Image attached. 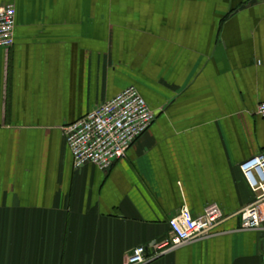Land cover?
Here are the masks:
<instances>
[{
    "label": "crops",
    "instance_id": "1",
    "mask_svg": "<svg viewBox=\"0 0 264 264\" xmlns=\"http://www.w3.org/2000/svg\"><path fill=\"white\" fill-rule=\"evenodd\" d=\"M0 264H125L183 205L224 219L146 264H264L243 164L264 157V0H0ZM155 119L108 170L63 126L128 86Z\"/></svg>",
    "mask_w": 264,
    "mask_h": 264
},
{
    "label": "built area",
    "instance_id": "2",
    "mask_svg": "<svg viewBox=\"0 0 264 264\" xmlns=\"http://www.w3.org/2000/svg\"><path fill=\"white\" fill-rule=\"evenodd\" d=\"M16 8L13 4L0 5V48L10 49L15 42ZM256 113L264 117V101L258 103ZM156 113L137 87L128 86L113 98L97 105L82 118L63 126L64 135L79 169L94 164L108 170L122 159L133 143L151 127ZM243 171L256 192L255 200L239 211L242 230L257 229L264 220V157L256 156L243 164ZM224 219L222 209L211 204L198 214L183 205L168 223L170 235L156 241L150 248L134 247L126 256L125 264H146L187 241L208 236Z\"/></svg>",
    "mask_w": 264,
    "mask_h": 264
}]
</instances>
